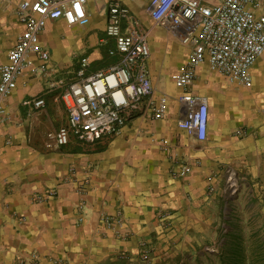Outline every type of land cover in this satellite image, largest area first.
Listing matches in <instances>:
<instances>
[{"label":"crops","instance_id":"0c3cea01","mask_svg":"<svg viewBox=\"0 0 264 264\" xmlns=\"http://www.w3.org/2000/svg\"><path fill=\"white\" fill-rule=\"evenodd\" d=\"M17 2L0 0V66L23 29ZM112 2L128 7L126 30L134 20L149 29L151 78L156 97H169L167 113L157 118L147 106L114 134L72 138L59 147L54 135L68 118L62 94L73 80L56 71L58 63L69 61L74 47L114 45L105 31ZM148 5L89 0V25L48 22L41 42L50 51V71L19 78L7 99L9 123L0 131V264H167L169 256L195 254L218 221L229 169L249 193L243 216L249 223L264 218V54L252 67L250 86L198 67L187 91L208 99L210 119L208 139L197 141L179 126L184 90L176 77L187 52L179 58V40L153 27ZM256 13H264V0ZM83 56L88 51L78 62ZM37 97L44 107L23 104ZM185 164L192 170L180 175Z\"/></svg>","mask_w":264,"mask_h":264},{"label":"built area","instance_id":"2783aa9c","mask_svg":"<svg viewBox=\"0 0 264 264\" xmlns=\"http://www.w3.org/2000/svg\"><path fill=\"white\" fill-rule=\"evenodd\" d=\"M262 0H149L148 13L155 27L164 29L188 49L187 59L176 77V85L184 90L178 103L184 111L179 126L197 141L209 135L210 106L208 99L187 91L196 79L198 67L206 64L232 83L250 86L252 67L264 54V13L257 15ZM89 0H18L15 14L23 25L15 44L0 66V131L9 123L7 99L27 71L48 74L50 51L41 42L49 21L64 20L70 25L87 26L91 21ZM128 7L112 2L106 15V35L114 40L108 54L115 63L86 71L89 57L78 62V79L71 81L62 94L68 118L54 135L57 146H65L72 138L93 140L114 134L132 114L149 106L153 115L167 113V94L155 95L151 78L150 32L136 26L124 28ZM24 105L42 108L45 99L37 97ZM11 138L8 139V143ZM165 143V142H164ZM185 164L180 175L190 173ZM234 172H232V175ZM108 226L112 221L103 217ZM217 252L216 248H209ZM32 261L39 260L37 253Z\"/></svg>","mask_w":264,"mask_h":264},{"label":"rangeland","instance_id":"374dc122","mask_svg":"<svg viewBox=\"0 0 264 264\" xmlns=\"http://www.w3.org/2000/svg\"><path fill=\"white\" fill-rule=\"evenodd\" d=\"M148 12V11H147ZM134 20L133 22H136ZM132 22V23H133ZM138 22V21H137ZM153 23V22H152ZM154 24V23H153ZM138 27H142L140 22L135 24ZM153 27H155L153 25ZM143 29L149 31L147 27L144 26ZM67 37V36H65ZM104 35H101L99 38H103ZM150 45L152 48L151 37L149 36ZM108 43L111 44L109 41ZM179 43V44H178ZM176 47V52L179 58L184 57L185 53L188 52L186 46L182 45L181 42H178ZM94 48L88 50L89 47L73 48V54L67 59L60 61L59 66L56 71H62L68 74V78L73 81L78 79L77 69H78V57L84 51H88V57L90 65L86 71L87 74H92L98 69L107 68L115 63V58L108 55L107 49L108 46L97 44ZM159 48V47H158ZM164 48L160 49V55L164 54ZM166 53V52H165ZM59 68V69H58ZM61 68V69H60ZM208 72H212L208 70ZM209 145V143H208ZM232 170L226 171V181H225V196L222 201V207L219 208V218L218 221L212 225L206 237L202 240L201 245L197 247L195 254H187L188 252L181 253L177 256H169L166 258L167 264H222L221 255L223 253V244L225 242L226 234L233 232L235 234H240L244 236V239L251 240L253 234L257 232L260 235H264V218L254 216L251 223H249L246 218L243 216L244 213L249 214L243 208V205L249 204L251 201L247 199L249 195L248 190L245 188V182L238 177L236 173L232 175ZM246 196V197H245ZM257 200H253L256 202ZM231 213V214H230ZM223 215H230L231 218L224 219ZM209 248H216L217 252H211ZM201 254V255H199Z\"/></svg>","mask_w":264,"mask_h":264},{"label":"trees","instance_id":"16d2710c","mask_svg":"<svg viewBox=\"0 0 264 264\" xmlns=\"http://www.w3.org/2000/svg\"><path fill=\"white\" fill-rule=\"evenodd\" d=\"M221 255L222 264H264V235L257 232L251 240L243 235L227 233Z\"/></svg>","mask_w":264,"mask_h":264}]
</instances>
